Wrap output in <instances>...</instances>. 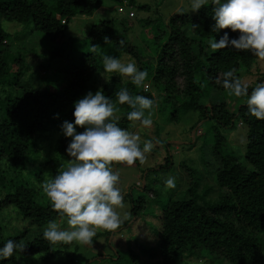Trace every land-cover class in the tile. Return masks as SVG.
Listing matches in <instances>:
<instances>
[{
    "label": "trees",
    "instance_id": "16d2710c",
    "mask_svg": "<svg viewBox=\"0 0 264 264\" xmlns=\"http://www.w3.org/2000/svg\"><path fill=\"white\" fill-rule=\"evenodd\" d=\"M48 1L0 0V211L15 207L39 231L24 241L23 252L14 253L0 264H20V255L49 257L58 251V247L68 245H54L43 239L42 230L49 220L65 218L60 217L51 203L39 201L35 197L38 185L31 188L22 181L20 174L37 162L35 157L41 153L35 149L38 137L50 130L60 131L63 121L74 119L73 101L88 91L95 93L98 88L115 101V94L122 87H127L133 96L138 94L154 99L153 91L161 95L159 100L168 114H163L166 121L178 123L186 114L197 113L192 129L201 123L210 124L207 131L213 134L212 151L216 152L219 161L215 169L210 163L206 165V175L212 177L218 189L215 202L201 203L200 178L194 180L193 171L187 169L192 179L184 198L168 197L155 217L159 224L152 236L155 245L147 248L138 244V250L145 257L142 264H187L191 260H202L206 264H264V120H257L248 113L246 97L229 96L221 84L223 72L234 70L237 77L249 73L258 57L247 50H213L209 47V41L212 38L218 40L224 32H228L230 38L238 35L227 28L218 33L211 32L214 23L211 5L202 6L192 14L171 15L165 23L167 32H162L165 39L157 35L150 43L152 61L142 62L144 51L123 41L122 37L130 29L124 19L118 27L114 18L102 19L91 25L82 39L67 36L74 18L92 17L104 0H54L52 6ZM110 1L117 4V13L122 15L126 12L119 13V8L126 11L125 8L134 7L141 12L151 9L147 4H136L135 0ZM155 22V18L139 20L144 28ZM4 23L26 27L28 32L22 38L39 34L47 40L51 49L40 52L44 61L41 66L37 65L39 69L53 71L54 63H58L60 57L64 58L62 68L55 69L51 85L42 86L43 79L41 86L35 87L32 76L27 79L32 65L26 60L25 52L11 50L7 43L9 33L2 26ZM66 45L70 46L69 50ZM102 55L134 60L139 69L148 72L145 85L148 84L151 92L144 86L136 87L130 80L122 82L113 76L96 87V78L102 71ZM251 88L249 86V91ZM212 93H220L228 101L240 99L242 102H237L236 110L230 112L225 103L213 105L209 102ZM118 108L119 126L132 128V121L126 116L130 111L128 105H118ZM237 120L245 128V142L242 150L238 146L242 152L236 158L223 151L222 145L228 141L227 133ZM82 131V127H77V132ZM69 141L70 138L63 135L56 140L57 152L65 161L70 159L65 151ZM163 162L160 170L170 167L169 157ZM133 164L139 165L138 161ZM157 168L154 166L146 171ZM32 177L37 183L43 180L40 169ZM160 187L149 190L144 186L143 191L152 194L149 200L140 196L136 202H131L130 212L135 222L151 209V202L155 204L162 196L163 187ZM24 233H0V246L7 239L20 241ZM108 241L113 243L111 236ZM111 249L116 248L111 246ZM113 254L114 257L108 258L110 264L140 263L134 251L115 250Z\"/></svg>",
    "mask_w": 264,
    "mask_h": 264
},
{
    "label": "rangeland",
    "instance_id": "374dc122",
    "mask_svg": "<svg viewBox=\"0 0 264 264\" xmlns=\"http://www.w3.org/2000/svg\"><path fill=\"white\" fill-rule=\"evenodd\" d=\"M50 6L54 3V0L48 1ZM136 4H147L151 7L149 12H141L132 7L126 9L125 14L117 13V4L110 0H104L99 9L95 11L92 17H80L77 16L70 23L67 31V36L75 39H82L85 36L88 28L91 25L98 23L100 20H109L114 18L116 20V26H121L120 21L126 20L130 29L122 37L123 41L131 43L136 49L144 51L141 61H152L150 43L155 36H159L161 39H165L162 36V32L166 33L165 23L171 15L176 14H192L189 10L188 0H135ZM132 11L134 13L133 19L127 17V13ZM146 18H155L156 22L151 26H140L139 20ZM3 28L9 33V39L7 41L11 50L23 51L26 53V60L32 65V69L28 76H32V82L35 87L41 86L40 80L44 79L46 85H51L54 78L55 69L62 68L65 60L60 57L57 62L54 63L55 68L47 69V71L41 70L37 65L42 64V59L39 54L42 50L48 52L51 49L50 44L39 34L25 36L28 32L26 27H21L12 23L2 24ZM159 29L160 31H156ZM121 30L120 28L118 29ZM121 32V31H120ZM122 41V42H123ZM66 45V50H69ZM76 48V46H72ZM82 49V48H81ZM43 52V51H42ZM121 60L128 61L126 57ZM61 64V65H60ZM102 68V65H101ZM107 75V74H106ZM115 78H119L122 82L127 81V78H121L117 75H113ZM28 77L27 79H29ZM100 78V79H99ZM249 86L254 87L258 80H264V59L258 58L249 73H245L239 76ZM104 81L101 74L98 79L96 78V87H99ZM177 83L180 85L181 80L178 79ZM147 90L151 88L147 86ZM151 92V90H150ZM151 94L156 101V110L154 114V122L150 128H143L139 122H132V128L127 130L138 133L142 140H156L159 143L154 142V147L151 152L146 154V159L143 163L135 164H113V169L117 170L120 175L118 187H120L123 202L125 207L123 209H117L121 213L124 223L121 227L114 231L97 230V235L93 238L92 246H81L78 243H72L65 246L58 247V251L52 256L44 258L41 254L22 256L20 255V264H110V257H114L116 252H123L125 249L134 251L137 253L140 260L139 264L143 263L144 254L138 250V244L150 248L155 241L152 236L154 230L159 224L157 223L156 216L158 217L162 205L167 201L168 197L172 199H183L184 192L191 182V175L187 169L193 171V177L195 179L200 178V188L198 194L202 196L201 203L213 204L217 198L218 192L217 185L213 182L212 177L207 174V164H212L213 168H217L219 161L217 159L216 152L213 150V134L207 131L209 123H201L196 125L195 129L192 127L195 125L198 114L190 112L183 116L178 123L166 121L163 116L168 115L164 111V106L159 100L161 95L153 91ZM210 99V100H209ZM209 102L213 105L221 103L226 104V108L230 112L236 110V103L238 101H228L223 98L220 93H212L209 97ZM208 102V103H209ZM242 102V101H241ZM168 113V112H167ZM118 116V113H116ZM163 116V117H162ZM119 117V116H118ZM230 132V133H229ZM62 132L57 130H50L44 134H41L35 145L40 154L36 155L37 162L32 163L27 167L20 175L23 182H26L31 188L36 187V196L43 204L50 203L42 191V183L51 176H55L54 173L63 170L68 161L62 160L60 154L57 152L56 140L62 136ZM156 135V136H155ZM228 141L223 143V151L234 155V157L240 156L245 142V128L237 120L234 122L233 128L227 133ZM239 146V147H238ZM166 157H169L170 167L159 169ZM241 161V159H238ZM42 162L40 166L39 163ZM154 166H158L156 170L147 171ZM41 170L43 180L41 183H37L36 178L32 177V174L36 175L38 170ZM145 172V173H144ZM168 176H174L176 178V187L169 189L165 185H162ZM146 186L149 190H157L163 187L162 196L158 201L153 204L151 209L146 212V215L141 220L134 221L135 217L131 216L132 201L136 202L140 196L148 199L152 196L151 193L143 191V187ZM35 190V189H34ZM161 191V190H160ZM126 196V197H125ZM62 227H67L65 219H59ZM128 222V223H127ZM127 223L126 226L124 224ZM132 223V225H131ZM25 232L23 237L19 240L24 242L30 240L35 233L39 232L38 229L28 223V219L21 216L15 207H7L0 211V233L15 235ZM111 236L113 243L110 244L108 237ZM138 238V239H137ZM129 243V244H128ZM128 244V245H127ZM62 245V244H61ZM114 246L116 249H111ZM187 264H206L205 261L191 260Z\"/></svg>",
    "mask_w": 264,
    "mask_h": 264
},
{
    "label": "clouds",
    "instance_id": "9594fccd",
    "mask_svg": "<svg viewBox=\"0 0 264 264\" xmlns=\"http://www.w3.org/2000/svg\"><path fill=\"white\" fill-rule=\"evenodd\" d=\"M208 5L212 6L214 21L211 32L218 33L227 28L238 33L234 38H230L228 32L220 35L218 40L212 38L209 41L211 49L247 50L264 59V0H188L192 12ZM100 74L105 83L117 75L127 78L136 87H146L148 77V72L139 69L134 60L125 62L112 55H102ZM222 76L221 84L227 94L246 97L248 113L257 120H264V80L258 81L249 91V84L237 77L234 70H227ZM115 97L113 101L99 88L95 93L88 91L73 101L74 119L60 125L63 136L70 138L65 149L70 159L63 170L55 176L50 175L41 187L51 206L66 219L67 227H62L57 219L49 220L42 230V237L50 244L75 242L92 246L97 230L114 231L124 223L117 211L125 207L118 187L120 175L113 169V164L143 163L146 154L152 151L154 141L142 140L138 133L120 127V118L116 115L118 105L127 104L130 108L127 119L139 122L147 129L154 122L156 101L138 94L133 96L127 87L117 91ZM77 127H82L83 131L77 132ZM164 185L174 189L176 178L168 176ZM25 245V242L7 239L0 246V261L23 252Z\"/></svg>",
    "mask_w": 264,
    "mask_h": 264
},
{
    "label": "built area",
    "instance_id": "2783aa9c",
    "mask_svg": "<svg viewBox=\"0 0 264 264\" xmlns=\"http://www.w3.org/2000/svg\"><path fill=\"white\" fill-rule=\"evenodd\" d=\"M118 12H119V13H125L124 9H121V8L118 9ZM127 17H128V18H133V17H134V13L131 12V11H129V12L127 13Z\"/></svg>",
    "mask_w": 264,
    "mask_h": 264
}]
</instances>
